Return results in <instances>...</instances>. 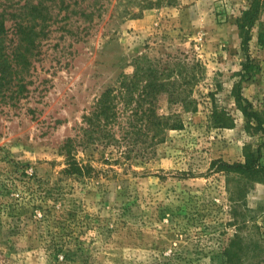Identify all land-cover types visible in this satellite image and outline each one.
<instances>
[{"label":"rangeland","instance_id":"obj_1","mask_svg":"<svg viewBox=\"0 0 264 264\" xmlns=\"http://www.w3.org/2000/svg\"><path fill=\"white\" fill-rule=\"evenodd\" d=\"M40 1L47 27L26 88L0 94V264H264V179L240 193L238 173L214 165L244 162L260 146L264 164V135L246 128L232 92L247 60L236 19L251 0H0L13 13L8 51L19 43L14 22H31ZM260 26L264 14L249 44L261 71L242 94L264 113ZM144 55L200 61L198 110L162 95L158 112L180 113L183 129L146 154L144 143L127 156L102 143L78 147L87 168L68 174L66 139ZM212 104L232 116L231 128L210 126Z\"/></svg>","mask_w":264,"mask_h":264},{"label":"trees","instance_id":"obj_2","mask_svg":"<svg viewBox=\"0 0 264 264\" xmlns=\"http://www.w3.org/2000/svg\"><path fill=\"white\" fill-rule=\"evenodd\" d=\"M172 3L173 0L155 2L158 6ZM29 10L33 12L31 22L27 24L17 20L14 22L19 43L11 52L8 51L4 41L8 34L6 16H11L13 13L7 9L0 11V94L3 97L8 92L16 93L13 90L16 82H20L22 91L26 88L23 83L24 73L32 64L31 58L35 54L36 41L47 27V20L41 16L44 13L41 1L36 5L32 4ZM93 13L94 11H91L85 15L90 16ZM263 14L264 0H251L247 9L243 10L236 19L247 60L242 70L235 74L239 79L234 83L232 92L246 118V128L255 129L257 133L264 135V113L256 110L242 94L243 81L252 79L261 71V66L249 56V44L251 31L259 22L261 23ZM38 18L43 19L41 23L37 22ZM37 27L40 29L37 30ZM258 41L261 45L264 44V29L261 26ZM204 69L198 60L189 63L179 61L170 65L162 59H151L145 55L138 57L135 61L134 73L131 76L125 74L119 76L115 86L108 87L98 98L93 110L83 116V126L80 127L79 133L66 139L62 146V154L67 165L66 172L71 175H82L83 170L87 168V165L83 166L77 160L75 151L78 147L85 148L102 143L118 151L121 149V152L127 156L140 143H144L142 153L146 154L150 153L149 149L152 150L154 145L165 142L169 131L183 129L184 122L180 113L161 115L158 112L159 98L167 95L170 103L181 104L184 111L196 112L199 101L192 96V93L203 77ZM233 123L232 116L224 108L212 104L209 117L211 127L231 128ZM138 136H141L140 140ZM262 157L260 146L255 152H248L244 162L228 164L219 161L214 165L217 164L219 169L238 173L241 193L242 190H250L254 183L264 179ZM227 254L229 259L234 255L237 256L236 253L231 254V250H228Z\"/></svg>","mask_w":264,"mask_h":264}]
</instances>
